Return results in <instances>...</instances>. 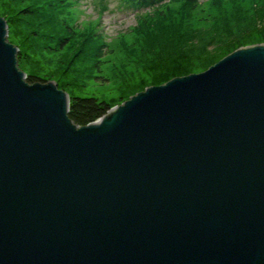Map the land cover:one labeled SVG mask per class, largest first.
I'll return each instance as SVG.
<instances>
[{
  "label": "water",
  "instance_id": "1",
  "mask_svg": "<svg viewBox=\"0 0 264 264\" xmlns=\"http://www.w3.org/2000/svg\"><path fill=\"white\" fill-rule=\"evenodd\" d=\"M0 17V264H264V45L84 127Z\"/></svg>",
  "mask_w": 264,
  "mask_h": 264
},
{
  "label": "rangeland",
  "instance_id": "2",
  "mask_svg": "<svg viewBox=\"0 0 264 264\" xmlns=\"http://www.w3.org/2000/svg\"><path fill=\"white\" fill-rule=\"evenodd\" d=\"M162 5L135 10L120 0H0V17L8 25L16 18L8 41L22 54L18 68L25 75L111 108L168 82L155 79L178 59L182 77L206 71L244 44L264 45V0Z\"/></svg>",
  "mask_w": 264,
  "mask_h": 264
},
{
  "label": "trees",
  "instance_id": "3",
  "mask_svg": "<svg viewBox=\"0 0 264 264\" xmlns=\"http://www.w3.org/2000/svg\"><path fill=\"white\" fill-rule=\"evenodd\" d=\"M123 2V5L130 6L132 8H135V10H148V9H154L155 7H162V3L166 2L167 0H120ZM172 1V2H171ZM201 0H170V3H182L184 5L190 6V7H196L197 4ZM160 5V6H159ZM162 5V6H161ZM28 11L25 12V15ZM28 16V15H27ZM7 17V15L5 16ZM10 18V17H7ZM10 24H15L16 18L14 19H8ZM10 24L8 28H10ZM264 42V40H261ZM22 54L18 53V63L22 60ZM180 60L175 61V67L172 70L171 67L167 71L168 73L165 76H162L161 78L155 79V81L158 80L157 84L164 83L171 78L185 75L186 70H183L182 67H179L180 65H184L182 62L179 63ZM161 71L164 70L165 66L162 64ZM176 67L179 68L177 71ZM183 70V71H182ZM161 73V72H158ZM165 71H162V74H164ZM26 82L28 84H34L36 82H44V80L39 79L35 75L27 74L26 75ZM61 89V87H59ZM62 90V89H61ZM109 109H111V106L104 102L100 101L95 97H89V98H79V97H71L69 96V110H68V117L69 119L77 126L84 127L88 124H91L101 118Z\"/></svg>",
  "mask_w": 264,
  "mask_h": 264
}]
</instances>
